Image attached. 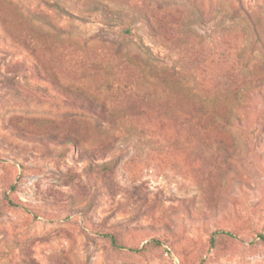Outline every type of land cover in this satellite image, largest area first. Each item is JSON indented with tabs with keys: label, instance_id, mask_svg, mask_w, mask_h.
I'll list each match as a JSON object with an SVG mask.
<instances>
[{
	"label": "rangeland",
	"instance_id": "374dc122",
	"mask_svg": "<svg viewBox=\"0 0 264 264\" xmlns=\"http://www.w3.org/2000/svg\"><path fill=\"white\" fill-rule=\"evenodd\" d=\"M261 237L264 0H0V264H264Z\"/></svg>",
	"mask_w": 264,
	"mask_h": 264
},
{
	"label": "trees",
	"instance_id": "16d2710c",
	"mask_svg": "<svg viewBox=\"0 0 264 264\" xmlns=\"http://www.w3.org/2000/svg\"><path fill=\"white\" fill-rule=\"evenodd\" d=\"M108 237L110 238V240H111V243H112L114 246H116V242H115V239H114V237H113V236H111V235H109ZM261 239H262V241H264V237H261Z\"/></svg>",
	"mask_w": 264,
	"mask_h": 264
}]
</instances>
